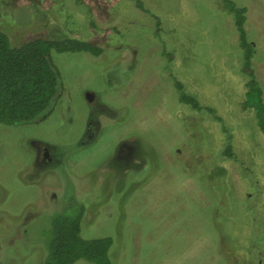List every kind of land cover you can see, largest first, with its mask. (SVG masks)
I'll return each instance as SVG.
<instances>
[{"label": "rangeland", "instance_id": "rangeland-1", "mask_svg": "<svg viewBox=\"0 0 264 264\" xmlns=\"http://www.w3.org/2000/svg\"><path fill=\"white\" fill-rule=\"evenodd\" d=\"M140 1L147 10L138 0H0V27L15 44L74 37L106 48L101 57L52 50L66 108L56 106L34 123H0V243L9 245L0 249V264H38L53 215L74 200L88 207L84 236L114 237L113 264H232L231 253L237 264L264 260V252H249L254 220L245 199L254 193L252 184L236 161L220 162L227 169L222 184L208 161L189 159L195 135L204 131L216 153L223 134L218 122L178 100L166 66L172 53L171 69L186 90L217 107L233 128L235 145L260 182L257 209L264 220V134L254 111L241 107L246 88L232 18L216 0ZM236 1L248 7L264 86V0ZM89 91L120 119L107 121L84 145ZM126 139L147 148L150 161L129 175L118 195L111 160ZM38 142L71 151L41 182L30 173ZM261 243L264 249V236Z\"/></svg>", "mask_w": 264, "mask_h": 264}, {"label": "trees", "instance_id": "trees-1", "mask_svg": "<svg viewBox=\"0 0 264 264\" xmlns=\"http://www.w3.org/2000/svg\"><path fill=\"white\" fill-rule=\"evenodd\" d=\"M138 3L147 10L140 0ZM216 3L218 8L230 14L236 29L240 50L239 69L245 79L246 88L241 107L243 110L254 111L256 124L264 134V86L254 64L258 49L247 29L248 7L236 0H216ZM159 23L158 21L156 34L159 32ZM52 50L85 52L93 57H100L106 51L94 41L74 37H35L15 44L9 33L0 27V123H34L54 112L57 100L63 97L67 89L53 62ZM172 60L173 55L169 53L166 64L169 70L168 78L175 86L178 100L218 122L223 134V147L216 153L204 131L201 135H195L196 143L191 149L189 159L198 164L208 161L216 169V183L222 184L227 169L220 162L233 160L239 164L241 174L249 179L254 189V193L245 199V210L252 214L254 220L249 252L254 257H261L264 252L261 243L264 236V220L257 209V196L261 189L257 175L251 162L247 163L238 151L233 128L217 107L203 102L197 95L186 90L184 81L171 69ZM87 209L84 202L75 200L69 208L53 215L52 235L47 242V249L42 250L43 256L38 264H77L81 260L92 264H113L111 252L114 237L83 235L82 222ZM231 255V263L237 264V255ZM258 264H264V260L261 259Z\"/></svg>", "mask_w": 264, "mask_h": 264}, {"label": "flooded vegetation", "instance_id": "flooded-vegetation-1", "mask_svg": "<svg viewBox=\"0 0 264 264\" xmlns=\"http://www.w3.org/2000/svg\"><path fill=\"white\" fill-rule=\"evenodd\" d=\"M86 97L92 105V112L87 123L85 139L82 140V144L84 145H88V143H91L99 137L107 121L118 123L120 119L119 111H109L107 105L98 102L97 96L92 91L87 92ZM59 105L62 106V111L66 108L62 97L57 100L56 106L59 107ZM35 146L36 151L33 152L34 164L31 167L32 169L30 170V173L33 175L32 177L35 175V181L37 177L38 182H41V179L43 180L44 178H48L52 173L55 174L54 169L56 166L62 163L64 159H66L67 155L69 156L71 154V151L68 153L64 151L61 154L59 151L55 150V147L53 148L52 145L48 143L42 144L38 142L35 144ZM149 161L150 154L147 148L143 146L139 147L138 144L132 140H121L117 144L116 151L111 160L110 172L114 173L115 177L112 181L113 184H115L114 191L120 195L123 191V188L126 186V183H128L130 179L129 175L132 174L135 176L137 171L140 172L141 170H144L145 167L149 165ZM66 171L69 172V175L75 176L73 175L70 168H68ZM72 202L73 201L71 200V203ZM5 242L7 244H11V236L8 237ZM8 246L9 245L0 243V249H5Z\"/></svg>", "mask_w": 264, "mask_h": 264}]
</instances>
